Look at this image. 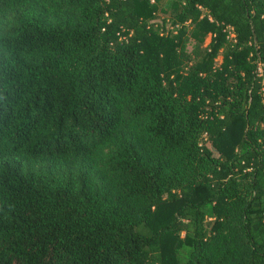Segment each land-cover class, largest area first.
Wrapping results in <instances>:
<instances>
[{"label":"trees","instance_id":"trees-1","mask_svg":"<svg viewBox=\"0 0 264 264\" xmlns=\"http://www.w3.org/2000/svg\"><path fill=\"white\" fill-rule=\"evenodd\" d=\"M0 264H264V0H0Z\"/></svg>","mask_w":264,"mask_h":264},{"label":"rangeland","instance_id":"rangeland-1","mask_svg":"<svg viewBox=\"0 0 264 264\" xmlns=\"http://www.w3.org/2000/svg\"><path fill=\"white\" fill-rule=\"evenodd\" d=\"M170 0H168V2H169ZM167 8L169 7V6H166ZM172 13V9L169 7L168 8V10H167V12H164V11H158V13H157V16H156V19L158 20V21H162V19L165 17V16H169L170 14ZM209 40H210V36L208 35L207 37H206V39H205V41L201 44V46H199L198 48H196V45H195V43H194V40H189V42H188V49L190 50V51H192V50H194V48H195V51H201L200 49H202V48H204L206 45H207V43L209 42ZM221 59H222V56L221 55H219L218 57H217V62H220L221 61ZM214 143V142H213ZM210 144V143H209ZM210 147L211 148H213L214 150H217L216 149V144L214 143V144H212L211 143V145H210Z\"/></svg>","mask_w":264,"mask_h":264}]
</instances>
